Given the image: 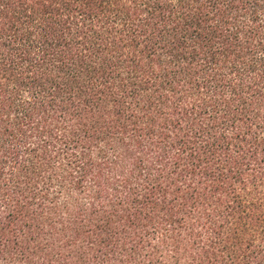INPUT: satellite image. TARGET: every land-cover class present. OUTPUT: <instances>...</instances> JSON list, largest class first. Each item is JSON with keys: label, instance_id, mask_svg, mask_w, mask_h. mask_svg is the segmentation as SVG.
<instances>
[{"label": "trees", "instance_id": "obj_1", "mask_svg": "<svg viewBox=\"0 0 264 264\" xmlns=\"http://www.w3.org/2000/svg\"><path fill=\"white\" fill-rule=\"evenodd\" d=\"M0 264H264V0H0Z\"/></svg>", "mask_w": 264, "mask_h": 264}]
</instances>
